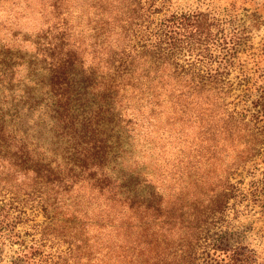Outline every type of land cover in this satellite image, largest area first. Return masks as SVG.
Returning a JSON list of instances; mask_svg holds the SVG:
<instances>
[{
  "label": "trees",
  "instance_id": "obj_1",
  "mask_svg": "<svg viewBox=\"0 0 264 264\" xmlns=\"http://www.w3.org/2000/svg\"><path fill=\"white\" fill-rule=\"evenodd\" d=\"M70 1L46 0L47 24L10 34L30 43L31 54L0 38V245L18 244L9 258L0 254V264H256L248 245L226 231L210 233L236 197L231 175L264 140V94L246 106L249 122L245 112H207L228 92L221 72H205L196 60L210 45L222 52L234 40L200 12L169 15L151 27L162 0H82L78 14L88 26L76 30L68 22ZM19 3L10 2L16 9ZM183 55L194 61L180 62ZM129 99L154 114L165 106L199 121L188 164L194 158L214 166L211 178L193 173L207 184L202 199L164 198L154 184L157 168L143 175L121 165L127 153L138 154L123 145V134L133 143L138 137L136 121L123 112ZM133 148L140 159L148 150L154 160L165 152ZM13 182L25 183L23 192H13ZM27 202L46 219L30 244L17 230Z\"/></svg>",
  "mask_w": 264,
  "mask_h": 264
},
{
  "label": "rangeland",
  "instance_id": "obj_2",
  "mask_svg": "<svg viewBox=\"0 0 264 264\" xmlns=\"http://www.w3.org/2000/svg\"><path fill=\"white\" fill-rule=\"evenodd\" d=\"M11 1L0 0V38H3V42H10V45L14 47L20 46L21 53L25 50L27 54H31L33 47L29 45L30 43L25 40L20 41L19 38L11 40L9 36L12 32L18 31L34 33L41 24L45 23L46 16L41 12L50 16V10H43L46 0H19L20 8L18 9L10 4ZM70 2H72L69 7L71 13L68 16L70 26L76 30L84 25L88 26L85 17L78 14L80 6L77 3L82 0ZM156 7L158 12L150 16L153 19L151 27L169 15L200 12L215 19L227 38L234 40L233 46L228 44V48L232 47L229 50L226 49L228 52H225L226 50L221 52L217 45H210L207 50L202 51L205 57L200 62L196 60V67L205 72L213 73L216 69L221 72V79L228 92L218 105L211 106L207 112L210 109L222 110L225 114H233V116L236 112H245V120L249 122L250 114L245 111L246 106L250 107L258 96L264 94V0H162L156 4ZM15 10L17 12L13 15ZM78 38L86 40L87 37L75 36L74 40ZM83 58L89 61L91 56L85 53ZM187 61H194L193 55L191 59L187 55L181 57L180 62ZM245 86H248L246 90H244ZM243 99H246V102ZM209 102L212 104L213 100L209 98ZM124 106L127 105L122 103L119 108L123 109ZM123 112L125 116L134 118L136 125L133 126L132 133L138 134L134 143L132 140L127 141L126 134H123V141H125L123 145L131 150V156L138 154L136 158H128L129 153H127L120 160L121 165L134 168L135 174L142 172L143 175L157 168L152 172L154 184L164 198L184 195L189 197L192 193L202 199L205 196L207 184L200 185L195 182L192 178L193 173L197 172L203 177L211 178V170L214 166L195 164L194 158L188 164L193 155L191 137L197 132L199 121L193 122L186 116L165 110V106L160 112L154 114L150 107H145L134 99H129L128 108ZM213 124L218 122L214 121ZM119 129L125 130L120 120ZM136 145L146 146L145 149L160 148L165 152L159 154L160 159L154 160L148 150L140 159L138 156L140 149L133 148ZM239 148H236V151ZM257 150L256 155L239 167L234 175H231V181L235 182L238 188L236 197L230 199L228 206L230 208L224 220L213 225L210 233L226 231L232 241L243 242L253 249L256 264H264V140L258 145ZM172 158L179 163L171 164ZM172 174L177 176L183 174V176L178 181ZM17 183H12L13 192H23L26 184L20 183L18 187ZM2 190L3 187L0 185V203L3 198L1 194L4 192ZM30 204L27 202L23 206L25 218L17 224V230L21 232V235L26 236L28 244L32 237L34 240L38 239L41 233L39 228L46 220L43 213ZM35 223L36 231L30 227V224ZM15 248H18L16 242L12 244L11 250L8 245H0V254L9 258Z\"/></svg>",
  "mask_w": 264,
  "mask_h": 264
}]
</instances>
